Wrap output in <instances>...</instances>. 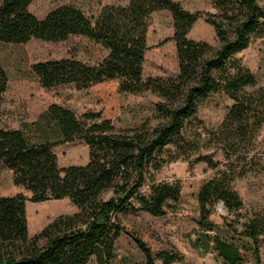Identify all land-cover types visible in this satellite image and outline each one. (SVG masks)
Returning a JSON list of instances; mask_svg holds the SVG:
<instances>
[{"label":"trees","instance_id":"1","mask_svg":"<svg viewBox=\"0 0 264 264\" xmlns=\"http://www.w3.org/2000/svg\"><path fill=\"white\" fill-rule=\"evenodd\" d=\"M32 1L1 2L0 44H26L32 39L57 43L82 36L107 51L95 65L74 59L33 65L42 88L73 85L86 90L116 81L120 93L156 94L162 100L156 108L164 122L154 128L121 130L99 113L85 114L79 121L71 111L52 105L45 114L48 133L32 141L20 130L5 127L0 110V168L9 170L13 184L31 194L29 199L21 194L0 196V264H88L92 258L108 264L123 235L143 254V264L183 263L174 250L152 252L125 229L120 217L166 216L179 201L181 187L178 182H157L155 174L168 163L198 154L203 136L223 160L199 154L192 161L215 172L197 194L198 235L193 247L215 253L223 264H248L242 247L222 239L210 220L213 207L222 203L258 257L264 244V217L252 214L240 223L243 203L233 183L252 171L254 142L264 125V90L246 92L255 79L235 55L264 38V0H209L218 14L206 15L205 21L220 41L217 48L186 38L203 14L190 13L173 0H129L126 7L103 8L94 21L72 6L57 7L38 19L28 11ZM161 10L173 19L179 73L176 78L144 80L147 20ZM7 84L0 65V104ZM214 93H223L232 105L220 125L207 130L197 118V108ZM76 140L87 145L88 163L59 168L51 148ZM26 200L32 204L68 200L76 212L59 216L29 237Z\"/></svg>","mask_w":264,"mask_h":264},{"label":"rangeland","instance_id":"2","mask_svg":"<svg viewBox=\"0 0 264 264\" xmlns=\"http://www.w3.org/2000/svg\"><path fill=\"white\" fill-rule=\"evenodd\" d=\"M3 0H0V4ZM190 13L200 12L201 18L189 30L186 38L217 48L220 41L214 28L206 23V15H217L209 0H173ZM129 0H33L28 11L38 19L44 18L51 10L60 6H72L94 21L105 7H126ZM173 19L166 10L152 13L147 20L144 54V80L148 78H176L178 61ZM107 55V51L94 41L82 36H69L57 43L32 39L26 44H0V65L4 69L8 84L0 104L2 122L8 129L20 130L32 141L46 132L45 114L52 105L71 111L79 121L83 115L99 113L110 119L117 129H135L143 125L154 128L164 122L156 105L162 100L151 92L141 95L120 93L116 81L78 90L73 85H61L51 89L42 88L32 70L38 63L60 59H74L86 65H95ZM235 57L249 70L255 85L247 87V93L264 90V38L252 42L248 48ZM232 105L223 93L210 94L197 108V118L207 130H215ZM197 126H200L196 123ZM201 131V130H200ZM203 133V132H202ZM51 141H53L51 139ZM202 148L190 158L180 159L164 165L155 174L157 182H178L181 187L180 199L172 204L166 216L152 217L145 213L126 214L120 217L125 229L142 240L152 252L176 251L183 256V263L174 264H223L213 252L195 250L199 209L197 194L202 184L214 175L205 163L192 165L199 155L214 154V160H223L206 136L202 137ZM57 158L59 168L85 166L88 163V147L83 141L59 144L51 148ZM252 154L255 155L252 171L233 183V188L243 203L239 213L240 223L252 214L264 217V125L256 136ZM31 194L12 182V173L0 168V196L13 197ZM217 203L210 220L216 225V233L228 241L242 247V255L248 264H264V244H260L258 257L252 254V245L239 234L241 227L235 217L221 209ZM76 208L68 201H48L32 204L25 202V217L28 236L38 234L59 216L72 215ZM214 235V233H212ZM114 256L108 264H143L144 256L135 243L127 236H121L114 244ZM88 264H97L92 258ZM156 264H162L157 261Z\"/></svg>","mask_w":264,"mask_h":264},{"label":"water","instance_id":"3","mask_svg":"<svg viewBox=\"0 0 264 264\" xmlns=\"http://www.w3.org/2000/svg\"><path fill=\"white\" fill-rule=\"evenodd\" d=\"M219 206H220V208H221V209H223V208H224L222 203H221Z\"/></svg>","mask_w":264,"mask_h":264}]
</instances>
